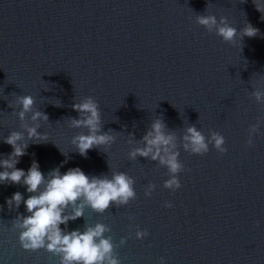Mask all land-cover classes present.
<instances>
[{
    "label": "water",
    "instance_id": "1",
    "mask_svg": "<svg viewBox=\"0 0 264 264\" xmlns=\"http://www.w3.org/2000/svg\"><path fill=\"white\" fill-rule=\"evenodd\" d=\"M198 14L226 17L238 32L235 46L200 27ZM247 23L259 33L241 40ZM256 91L264 92V19L253 0H0V160L13 151L3 141L21 132L29 146L16 167L25 172L35 161L46 179L56 168L129 175L136 198L127 205L103 214L85 206L60 226L83 232L104 224L120 264H264V99ZM20 95H31L48 121L33 122L31 113L19 120ZM88 96L116 139L81 157L72 138L87 129L67 121L79 118L72 105ZM156 119L175 136L184 166L175 192L163 187L169 173L158 161L129 156ZM36 124L45 143L27 138L24 126ZM191 126L206 141L221 134L226 153L212 144L204 156L185 151ZM16 192L28 198L22 184L0 183V264H59L20 246L13 224L28 213L23 203L11 210L6 203ZM137 231L149 235L138 239Z\"/></svg>",
    "mask_w": 264,
    "mask_h": 264
},
{
    "label": "clouds",
    "instance_id": "2",
    "mask_svg": "<svg viewBox=\"0 0 264 264\" xmlns=\"http://www.w3.org/2000/svg\"><path fill=\"white\" fill-rule=\"evenodd\" d=\"M255 8L262 14L264 19V4L261 0H253ZM208 7V6H207ZM196 23L209 33H215L223 42L235 46L237 40V29L233 27L226 17L219 20L215 15L198 14L195 17ZM259 30L247 23L240 30L239 36L256 37ZM258 101L264 99V92H253ZM34 98L31 95L17 96L16 105L19 111L15 113L18 119L23 121L28 113H31L33 122L42 120L48 121V116L41 111H34ZM58 107V106H57ZM73 111L80 114L79 118H69L67 123L70 127L87 129V134L81 133L72 138V144L81 157H86L92 149H107L114 142L116 137L111 132L103 131L101 112L98 102L91 96L85 97L78 103H73ZM27 138L35 143H45L48 140L47 134L38 131L40 127L24 126ZM165 124L161 119H156L151 124V131L143 136V147L136 148L129 153L131 159L137 156L145 159L150 158L158 161L164 166L169 179L164 182L163 187L172 192L179 190L182 185L179 174L184 171V166L179 160L180 152L175 143V136L166 134ZM255 131V126L253 127ZM187 134L183 137V148L196 156H204L209 152V144L220 153H226L224 147L225 139L219 133H212L210 140L206 141L205 136L195 126L188 127ZM24 136L21 132H11L3 141L11 146L13 151L3 160H0V183L16 184L24 186L28 192V198L24 199L20 192L12 195L6 203L9 210L13 206L17 209L21 203L24 204L28 215L16 217L13 227L18 228L19 244L25 251L37 252L41 249L60 258L59 264H120L117 255L114 253V245L110 237L105 238L104 233L108 231L106 226L97 223L94 227H88L85 231L79 230L64 232L61 225H67L69 220L81 218L83 208L90 207L93 211L103 214L111 205H127L136 198L134 180L124 172H113L111 179L106 176H88L80 168H70L61 174L56 168L49 173L46 179L40 171L38 163L32 162L31 167L25 172L18 169L16 165L20 158L26 155L28 143H21ZM253 140L250 138L247 145L251 146ZM155 185L149 184L145 192L150 197ZM81 201L80 204L77 202ZM73 208L71 216L64 212L69 207ZM165 207H172L171 203ZM147 231H137L138 239L147 237ZM121 243H124L122 240ZM161 264H164L163 259Z\"/></svg>",
    "mask_w": 264,
    "mask_h": 264
}]
</instances>
